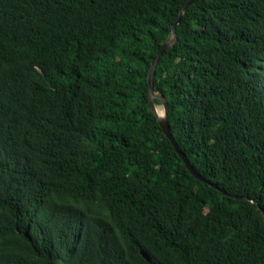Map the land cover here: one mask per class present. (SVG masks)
I'll return each instance as SVG.
<instances>
[{
	"label": "trees",
	"instance_id": "obj_1",
	"mask_svg": "<svg viewBox=\"0 0 264 264\" xmlns=\"http://www.w3.org/2000/svg\"><path fill=\"white\" fill-rule=\"evenodd\" d=\"M190 1L0 0V264H264V0Z\"/></svg>",
	"mask_w": 264,
	"mask_h": 264
},
{
	"label": "water",
	"instance_id": "obj_2",
	"mask_svg": "<svg viewBox=\"0 0 264 264\" xmlns=\"http://www.w3.org/2000/svg\"><path fill=\"white\" fill-rule=\"evenodd\" d=\"M198 0H192L190 1V3H188V5L184 8L182 15L190 8L192 7ZM179 20L175 23L174 26H172L171 28V35L170 38H168L162 45L161 49L159 50V52L157 53V57L155 58L154 62L152 63L151 69H150V73H149V95H150V106H151V110L153 111V113L157 116L158 120H159V124L160 127L162 129V131L164 132L165 136L168 138V140L171 141V143L173 144L176 152L179 154V156L182 158V160L184 161L187 169L191 172V174L196 177L198 180L209 184L210 187L220 191L218 188H216L214 185L210 184V182H208L206 179H204L200 174H198L196 172V170L194 169V167L191 165L190 161L188 160V158L185 156L184 153H182V151L180 150L178 143L176 141V139L174 138V135L172 133L170 124L168 122V113H169V104L167 102V99L164 96H160L158 95L155 90H154V78H155V74H156V70L158 67V64L161 60V58L164 56V54L172 49L174 47V45L177 42V37L175 34V28L178 25ZM155 100H159L161 105L163 106V115L160 116L158 114V110H157V106L155 104ZM224 195H226L224 193ZM248 200V199H247ZM264 215V212H263ZM142 256L147 260L150 261L149 256L147 255V253H145L144 251L141 252Z\"/></svg>",
	"mask_w": 264,
	"mask_h": 264
},
{
	"label": "bare ground",
	"instance_id": "obj_3",
	"mask_svg": "<svg viewBox=\"0 0 264 264\" xmlns=\"http://www.w3.org/2000/svg\"><path fill=\"white\" fill-rule=\"evenodd\" d=\"M157 110H158V114H159L160 116H162V115H163V111H162L160 108H157Z\"/></svg>",
	"mask_w": 264,
	"mask_h": 264
},
{
	"label": "rangeland",
	"instance_id": "obj_4",
	"mask_svg": "<svg viewBox=\"0 0 264 264\" xmlns=\"http://www.w3.org/2000/svg\"><path fill=\"white\" fill-rule=\"evenodd\" d=\"M157 108H160L163 111V106L162 105L157 106Z\"/></svg>",
	"mask_w": 264,
	"mask_h": 264
}]
</instances>
